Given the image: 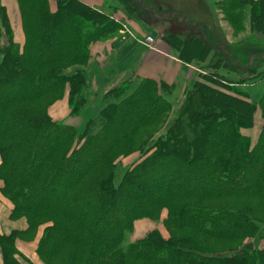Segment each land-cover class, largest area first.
<instances>
[{
  "label": "trees",
  "instance_id": "trees-1",
  "mask_svg": "<svg viewBox=\"0 0 264 264\" xmlns=\"http://www.w3.org/2000/svg\"><path fill=\"white\" fill-rule=\"evenodd\" d=\"M54 1L56 9L51 11L50 0H16L24 31L19 47L0 0V191L13 205L12 216L27 219L25 232L40 225L39 220L47 225L38 254L50 256L68 246L65 264L78 258L84 264H264V248L222 258L200 250L192 235H181L187 231L234 240L257 232L258 221L248 212L218 210L210 202L226 196L264 202V94L258 102L250 101L244 90L231 88L234 83L220 69L237 75L235 84L246 83L255 71L222 62L228 55L225 45H215L213 52L207 35L183 39L169 27L162 39L177 57L188 64H205L211 58L210 71L196 74L188 83L177 102L180 116L158 133L154 150L116 186L113 157L126 152L139 126L167 118L171 105L162 90L168 88L145 79L126 95L130 80L113 86L107 93L113 100L97 113L103 126L95 134H83L81 141L73 127L50 118L49 103L21 106L64 94L67 81L70 113L79 111L82 102H71H77L79 84L75 77L62 79L57 60L86 66L91 43L122 29L120 22L80 0ZM242 2L246 4L229 0L226 7L235 26L243 21L233 13L241 8L242 14ZM120 3L134 16V0ZM254 3L250 28L264 33V0ZM83 78L84 71L79 80L85 83ZM258 107L263 129L257 144L248 149L241 127L252 124ZM163 209L166 222L179 233L166 240L152 231L122 248L136 219L156 218ZM20 234L0 235L2 264L26 261L15 247Z\"/></svg>",
  "mask_w": 264,
  "mask_h": 264
},
{
  "label": "rangeland",
  "instance_id": "rangeland-1",
  "mask_svg": "<svg viewBox=\"0 0 264 264\" xmlns=\"http://www.w3.org/2000/svg\"><path fill=\"white\" fill-rule=\"evenodd\" d=\"M16 1V0H15ZM116 5L111 6L108 5L107 8L113 9V12L117 13V10H123L120 0H114ZM137 8L132 6V9L136 12L134 16H138L141 19L147 21L153 27L155 31L154 34L163 38L166 35V30L171 27L174 32L179 34V36L183 39L185 37L193 35V37H198L199 35H207L208 41L211 43L212 51H217L215 45L224 44L228 55L221 58V61L224 60L226 62L231 63V65L236 67L247 68L251 67L250 70L253 69L255 73H251L249 79L244 84H235V82H239V78L232 72L227 70L220 69V71L225 75V77L232 81L234 84L231 85V88L234 90L242 89L246 92V94L251 93L254 98H249L250 101L258 102L263 94L258 90L253 89L250 85L251 83L257 81L258 79L264 77V33H256L252 31L249 25V14L251 12V6L254 5V2L258 0H245L246 4H243L242 7L244 10L240 15L241 8L237 11H234L235 16H239L243 18L242 22H238L237 26H235L230 17L227 15L226 7L228 5L229 0H134ZM17 10L15 14L17 16L16 20L18 23L22 24L20 9L16 2ZM50 10L55 11L56 4H54L55 9L52 4H49ZM122 6V7H121ZM124 11V10H123ZM104 14H108L109 11H102ZM108 12V13H107ZM245 14L243 15V13ZM111 16V15H110ZM188 24V25H187ZM198 24V25H196ZM240 25V26H239ZM12 27V24H11ZM13 30V27H12ZM22 34L24 37V31L22 29ZM201 33V34H200ZM121 36L120 32L117 33L113 37H108L103 42H111L118 36ZM6 34L2 33V41L1 47L2 49L6 48ZM15 42V41H14ZM97 41L96 43H98ZM16 43V42H15ZM94 43V44H96ZM24 44V43H23ZM91 43V46L94 45ZM167 44V43H166ZM16 45H18L16 43ZM168 45V44H167ZM21 47L20 45H18ZM23 46V45H22ZM171 47L170 45H168ZM213 51V52H214ZM91 52V50H90ZM175 55L176 52L173 50ZM222 57V56H221ZM2 58V54H0V59ZM215 60V58L213 59ZM211 58L207 60L205 64H201L199 62H193L195 67L204 72H209V65ZM58 65L60 64V76L63 78L75 77V83L79 84L78 89L79 92L76 99L72 100V104L80 103L81 108L79 111L71 114L68 113V116L63 117L62 114L66 113V104H64V98L67 97V108L70 110V101H69V88L71 84L67 81H64L65 85V93L62 91L60 93H54L53 95H48L43 98L42 101L38 100L34 103H25L21 106H32L36 107L39 103L43 106H48V114L51 116V119H60V123L67 124L68 126L73 127L78 134L77 140H82V135L95 134L97 133L101 126L104 124V120L98 117L97 113L104 108L108 103H110L113 98H111L108 89L104 90V85H97L95 83H91L92 78L94 77L93 71L88 73V67L90 65V61L88 65L82 66L81 64H74L69 61L58 59ZM253 67V68H252ZM257 67H260L259 70ZM84 71V78L86 77L85 83L80 82L79 76L80 73ZM79 75V76H78ZM257 78L252 81L253 78ZM91 79V80H90ZM93 82V81H92ZM82 83V85H81ZM91 83V84H90ZM256 91V93H255ZM128 95L132 93V91L127 92ZM67 95V96H66ZM127 95V94H126ZM98 98H102L103 102L101 105H98ZM166 98V97H165ZM85 99V100H84ZM167 99V98H166ZM80 100V101H79ZM168 101V99H167ZM169 102V101H168ZM97 109V110H96ZM96 113V114H95ZM167 118H160L156 124H151L148 126H139L133 135V141L126 149V152H123L120 157H113L114 161V177L113 182L116 186H119L122 182L123 177L126 172L139 164L142 160L147 158V156L154 150L157 146L155 140L158 138V133L167 127H171L174 123V120L180 116V110L178 104L176 103L174 106L171 105L169 113L167 114ZM59 116V117H57ZM96 116V117H95ZM56 121V120H55ZM123 127V124L121 125ZM121 127V128H122ZM263 129V117L261 108H256L253 122L250 126L241 127V134L246 136L249 140L248 149H253L259 140V136ZM107 142H110V138L106 139ZM145 143V146L141 147L142 144ZM159 144V143H157ZM259 167V166H258ZM132 192V191H131ZM133 193V192H132ZM3 196V195H2ZM7 199L5 196H3ZM10 203L11 201L7 199ZM213 203L214 207L218 210H235V211H245L252 215L255 219H257L258 228L255 235L251 237L250 235H246L245 237H240L238 239L230 240V239H216L208 236H204L202 234H192L191 232L181 231V235H192L195 240H197L201 244L200 250H206L208 252L217 253L222 258L226 257L228 253L231 252H245L246 250H262L264 248V202L259 201L258 199L248 198L245 196H226L222 197L218 200L210 201ZM12 204V203H11ZM11 219H25L27 227H29L27 219L25 217L15 218L10 215ZM168 218L166 209H163L161 214L156 218H138L136 219L132 226L133 229L127 231L124 235V240L122 242V248H126L131 243L138 241L139 239L144 238L147 234L152 231H157L159 236L163 239H169L170 237L176 235L180 231H176L172 229L169 223L166 222ZM40 225H38L35 229L29 230L28 232L21 233L18 235L17 239L22 241H33L38 237L36 243V250L34 260L37 264H65V260L67 259V255L69 253L68 246H62L58 249V251L53 255H41L37 252V246L42 237H44V231L46 229V224L43 221L39 220ZM28 229V228H27ZM14 232V231H13ZM18 232V231H16ZM12 233V232H11ZM9 233L8 235H10ZM20 233V232H18ZM6 235V236H8ZM251 237V238H250ZM16 241V240H15ZM248 244H252V248L248 247ZM63 247H65L63 249ZM248 248V249H247ZM17 249V248H16ZM18 251V250H17ZM19 252V251H18ZM20 253V252H19ZM64 253V254H63ZM24 257V256H22ZM25 264H35L30 261L28 258H25ZM72 259V257L70 258ZM71 264H84L80 261V259H76L75 263Z\"/></svg>",
  "mask_w": 264,
  "mask_h": 264
},
{
  "label": "crops",
  "instance_id": "crops-1",
  "mask_svg": "<svg viewBox=\"0 0 264 264\" xmlns=\"http://www.w3.org/2000/svg\"><path fill=\"white\" fill-rule=\"evenodd\" d=\"M80 1L100 12L109 11V13L107 12L108 15H111V18L122 24V29L119 31L121 36L119 35L111 42H98L90 47L91 58L87 72L93 71L94 73V77L92 80L90 79L91 83L104 85V90H110L113 86L130 80L129 92L134 91L143 80L152 79L158 83L162 82L167 86V92L162 90V93L168 99L170 105L174 106L183 96L186 86L195 75L203 73L194 64L181 61L175 55L172 48L160 36L154 34L155 31L150 23L138 16L128 15L123 10H117L116 13L112 11L113 9L107 8L108 5H116L114 0ZM1 3L5 7L12 24L14 41L22 46L24 37L21 23H18L16 20V1L1 0ZM50 3L55 9V1L50 0ZM147 37H152L154 42L148 45L146 43ZM250 86L260 91L262 95L264 93V77L251 83ZM247 95L250 99L254 96L251 93ZM98 99V105H101L103 99ZM63 100L64 104H66L67 112L63 113L62 116L66 117L70 110L67 108V97ZM53 120L60 121V119ZM2 186L3 183L0 181V188ZM12 210L13 205L2 196L0 191V235H8L13 231L24 233L28 228L25 219L10 218ZM37 240L38 237L29 242L20 239H16L15 241L17 250L33 263H35L33 256L35 255ZM0 264H2L1 250Z\"/></svg>",
  "mask_w": 264,
  "mask_h": 264
},
{
  "label": "built area",
  "instance_id": "built-area-1",
  "mask_svg": "<svg viewBox=\"0 0 264 264\" xmlns=\"http://www.w3.org/2000/svg\"><path fill=\"white\" fill-rule=\"evenodd\" d=\"M146 41H147L146 43H147L148 45L154 42V40H153L152 37H147Z\"/></svg>",
  "mask_w": 264,
  "mask_h": 264
},
{
  "label": "water",
  "instance_id": "water-1",
  "mask_svg": "<svg viewBox=\"0 0 264 264\" xmlns=\"http://www.w3.org/2000/svg\"><path fill=\"white\" fill-rule=\"evenodd\" d=\"M248 247L251 249L252 248V244H248Z\"/></svg>",
  "mask_w": 264,
  "mask_h": 264
}]
</instances>
